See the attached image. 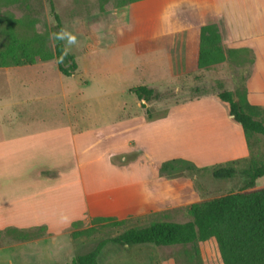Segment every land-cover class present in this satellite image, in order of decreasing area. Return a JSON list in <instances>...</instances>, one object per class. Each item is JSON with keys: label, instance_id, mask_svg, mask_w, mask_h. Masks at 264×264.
Segmentation results:
<instances>
[{"label": "crops", "instance_id": "1", "mask_svg": "<svg viewBox=\"0 0 264 264\" xmlns=\"http://www.w3.org/2000/svg\"><path fill=\"white\" fill-rule=\"evenodd\" d=\"M123 16L131 28L135 58L131 70L140 67L157 75L165 72L160 81L208 71L198 68L200 29L217 25L227 48L252 51L248 99L264 108V0H143L130 4ZM143 42L150 47H140L139 55L136 46ZM216 102L196 100L166 118L146 123L138 120L129 128L121 124L76 130L68 125L43 128L32 123L16 137L0 140V230L45 227L51 235H58L87 220L128 221L154 214L169 216L161 221L189 222L190 217L177 222L170 216L204 201L201 193L191 179L161 176L158 167L183 159L203 168L250 156L242 128L231 121L226 107ZM187 121L194 126L202 123L225 128L232 137L229 135L226 147L195 148L194 137L188 132L195 127L183 129ZM181 124L182 128H177ZM118 128V134L102 131ZM167 130H172L171 134ZM150 135H176L175 151L166 156ZM136 150H140L138 156ZM208 246L216 248L218 256L210 259L204 255V264H223L213 243L200 244V253H206Z\"/></svg>", "mask_w": 264, "mask_h": 264}, {"label": "rangeland", "instance_id": "2", "mask_svg": "<svg viewBox=\"0 0 264 264\" xmlns=\"http://www.w3.org/2000/svg\"><path fill=\"white\" fill-rule=\"evenodd\" d=\"M125 2L55 0L63 22L64 42L67 50L77 58L78 73L75 77H65L59 72L55 60L42 67L0 68V140L16 137L23 128L32 127V123L43 128L68 125L76 130L79 127H119L121 124L129 128L135 127L138 120L146 123L141 102L129 92L133 87L146 85L165 93L163 101L149 107L154 115H160L196 100L217 101L220 84L232 92L242 90L248 84L246 79L252 74L249 52L237 57L240 65L247 68L226 65L203 71L199 76L190 73L179 80L160 81L165 79V72L157 75L147 68L131 70L135 58L130 43L131 28L123 16L130 4ZM54 29L55 22L46 0H0V49L9 43L10 34L14 32L23 40L32 39L46 52L54 53ZM144 45L150 47L149 43L137 44L139 55ZM12 105H15L13 110ZM220 105L225 107L222 103ZM11 123L17 126L9 128ZM187 123L183 129L195 127L188 130L194 137L192 145L195 148L210 150L228 145L231 134L225 128ZM183 124L177 128H182ZM10 131L16 135L8 136ZM102 131L121 132L119 128ZM171 131L168 132L171 134ZM175 137H154L155 145L166 156L170 155L175 151ZM254 147L255 154L264 158V137H257ZM139 154L140 150L134 152L135 156ZM237 166L240 169L245 165ZM193 183L202 198L209 200L245 190L248 179L241 174L227 180L215 179L205 172ZM262 187L264 178L255 184V188ZM167 217L154 214L146 219L122 223L87 220L58 235H51L45 227H6L0 230V264H70L74 257L92 252L101 241H111L131 228L144 227ZM170 219L182 222L188 220L189 215L186 209H181ZM214 250L213 246L205 247L206 253H200L201 263L204 264V255L210 259L217 257ZM196 255L189 248L127 247L111 241L103 248L99 264H162L172 260L176 264H199Z\"/></svg>", "mask_w": 264, "mask_h": 264}, {"label": "trees", "instance_id": "3", "mask_svg": "<svg viewBox=\"0 0 264 264\" xmlns=\"http://www.w3.org/2000/svg\"><path fill=\"white\" fill-rule=\"evenodd\" d=\"M126 1L125 3L132 4L143 0ZM46 2L55 22L54 53L46 52L32 39L23 40L11 32L9 43L0 49V68L31 66L55 60L60 73L65 77L70 78L77 74L78 62L76 56L66 48L63 22L55 0ZM245 52L251 53L250 64L253 67L252 51L227 48L217 25H207L200 29L198 55L200 70H209L220 65L247 68L237 61L238 55ZM251 76L252 74L248 76L246 83ZM247 86L248 84L242 90L232 92L225 90L220 84V92L215 99L226 107L231 121L242 128L250 152L248 158L203 168L191 161L174 159L158 167L161 176L165 175L170 179L189 178L192 181L198 176L203 177L205 172H209L215 179L224 180L241 174L248 179L246 189L186 207L191 218L189 222H153L144 227L131 228L112 239V242L127 247L141 245L158 248L191 247V253H197L199 264H202L200 244L213 243L218 248L223 264H264V188H255L256 182L264 177V158L260 159L254 152L255 140L257 137H264V108L249 102ZM130 92L141 102L148 122L166 118L185 106L154 115L149 107L153 103L163 101L164 92L149 86L134 87ZM241 163L245 166L239 169L237 165ZM111 241H101L92 252L74 257L70 264H99L103 248Z\"/></svg>", "mask_w": 264, "mask_h": 264}]
</instances>
